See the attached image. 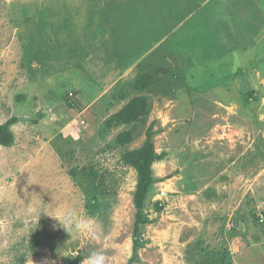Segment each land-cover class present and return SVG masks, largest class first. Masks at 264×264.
Listing matches in <instances>:
<instances>
[{"label": "rangeland", "instance_id": "1", "mask_svg": "<svg viewBox=\"0 0 264 264\" xmlns=\"http://www.w3.org/2000/svg\"><path fill=\"white\" fill-rule=\"evenodd\" d=\"M260 9L0 0V124L16 118L0 145V264H86L94 250L127 264L137 175L121 155L149 126L161 158L132 264H264ZM149 68L157 81L143 85ZM68 206L95 221L97 239L71 238L48 215Z\"/></svg>", "mask_w": 264, "mask_h": 264}, {"label": "trees", "instance_id": "2", "mask_svg": "<svg viewBox=\"0 0 264 264\" xmlns=\"http://www.w3.org/2000/svg\"><path fill=\"white\" fill-rule=\"evenodd\" d=\"M139 81L143 83V85H148L153 82H156L157 79L155 77V74H153L152 72V68H149L148 71L142 75ZM65 101L67 103V100ZM67 105H69V107L72 106L70 103H67ZM134 107L135 105H131V109H133ZM15 122L16 118L13 117L0 124V145L8 146L13 143V134L11 132L10 126ZM152 133V126H149L145 131L146 136L144 142L139 147L127 150L121 155L122 162L134 168L137 175L135 190L133 193V205L135 208V216L132 233V253L127 264H132L133 262L137 261V251L142 246V243L140 242L141 240L139 236V229L140 226L144 224L147 220L143 213V209L149 188L153 183L152 164L154 163V161L161 158V156L157 155L155 152L154 144L151 138ZM87 203L89 204L90 201H87ZM88 204V210L93 211L95 205L92 206V203L90 205ZM82 259V255H76L69 262H67V264H79Z\"/></svg>", "mask_w": 264, "mask_h": 264}, {"label": "clouds", "instance_id": "3", "mask_svg": "<svg viewBox=\"0 0 264 264\" xmlns=\"http://www.w3.org/2000/svg\"><path fill=\"white\" fill-rule=\"evenodd\" d=\"M48 215L58 221V226L62 227L71 238L97 239L99 237L100 230L95 221L75 207H64L58 214ZM86 264H106V257L102 252L94 250L86 257Z\"/></svg>", "mask_w": 264, "mask_h": 264}, {"label": "crops", "instance_id": "4", "mask_svg": "<svg viewBox=\"0 0 264 264\" xmlns=\"http://www.w3.org/2000/svg\"><path fill=\"white\" fill-rule=\"evenodd\" d=\"M260 8V4H259ZM264 24V12L262 9L259 10V33L261 32L260 30V25ZM250 36H247L246 39H249ZM264 60V36L259 38V61Z\"/></svg>", "mask_w": 264, "mask_h": 264}, {"label": "built area", "instance_id": "5", "mask_svg": "<svg viewBox=\"0 0 264 264\" xmlns=\"http://www.w3.org/2000/svg\"><path fill=\"white\" fill-rule=\"evenodd\" d=\"M68 98H67V103H70L72 105V107H74L75 103L77 100H74L73 98H71L73 96V93L72 92H68Z\"/></svg>", "mask_w": 264, "mask_h": 264}]
</instances>
